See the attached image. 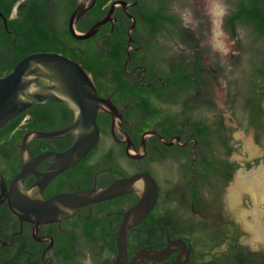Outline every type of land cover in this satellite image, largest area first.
I'll use <instances>...</instances> for the list:
<instances>
[{
	"label": "flooded vegetation",
	"instance_id": "obj_1",
	"mask_svg": "<svg viewBox=\"0 0 264 264\" xmlns=\"http://www.w3.org/2000/svg\"><path fill=\"white\" fill-rule=\"evenodd\" d=\"M119 1L126 4L134 20V28L128 33L130 25L122 37L127 39L124 58L114 62V69L121 74V83L110 92L97 94L110 99L120 110L121 133L112 128L109 115L98 113L96 123L100 133L96 145L75 167L56 176L46 186L44 199L94 186L107 187L117 179L146 173L153 178L158 191L151 212L162 214L158 206L165 193L171 194L173 202L166 206L167 229L160 239L143 241V226L149 215L128 231V260L140 251L156 252L170 241L181 240L188 249L185 264H200L201 258L206 261L223 255L227 243L234 240L236 230L241 245L251 252L264 254V249L244 243L249 236L255 237V229L264 235V214L252 216L250 212L253 225L246 226L233 208L238 205L253 208L251 196L242 192L234 204L228 205L226 201L239 172L247 174L264 169L260 165L264 161V36L259 35L261 28L245 22V16L235 15L241 2L244 7L258 10L264 9V0L151 3L150 9L161 7L162 15L148 24L147 34L137 31L135 18L140 22L145 20L141 12V3L145 0ZM118 16L126 18L123 25L132 24L123 8L116 7L113 21L109 23L110 32L100 36L97 32L89 39H97V43L100 39H110L115 24L121 26ZM84 28V23L77 22L79 33L89 29L81 30ZM65 30L67 35L63 39H73L68 32V20ZM53 33L57 36V30ZM147 102L158 112L145 106ZM62 106L54 110V116L40 118L39 126L22 136L31 131L49 132L70 125L73 112ZM16 132L17 129L10 136ZM73 141V135L32 138L28 149L33 157L45 152L59 153ZM247 141L249 150L244 147ZM19 143L13 149L19 162L18 171L22 163ZM237 152H242L241 156H236ZM50 164L44 161L37 170L44 171ZM34 181V176L27 177L23 187H29ZM25 182L29 184L25 186ZM137 202L136 195L126 194L90 205L69 219L39 226L35 234L33 225L20 222L3 202L1 209L4 207L7 212L0 210L4 215L0 226L11 228L6 229L10 242L0 239V247L10 248L12 239L22 236L29 254L34 253L39 264H96L91 247L96 250L101 247L103 252L98 260L104 264L112 241L116 251V234L123 213ZM92 223L93 228L85 227ZM90 234L93 235L91 243ZM218 242L219 246L207 250V246ZM257 243L261 245L264 241ZM116 253L110 256L109 264H113ZM177 256L178 252H173L161 262L143 260L139 264H176Z\"/></svg>",
	"mask_w": 264,
	"mask_h": 264
},
{
	"label": "water",
	"instance_id": "obj_2",
	"mask_svg": "<svg viewBox=\"0 0 264 264\" xmlns=\"http://www.w3.org/2000/svg\"><path fill=\"white\" fill-rule=\"evenodd\" d=\"M94 3L95 0H76V5L68 18V32L73 39L84 41L93 37L101 28L113 21L112 14L116 7H122L130 17L126 4L123 1H114L103 17L86 32L79 33L76 30L77 22ZM0 18L6 24L1 13ZM130 19L132 24L128 33L134 28V20L131 17ZM39 81L42 84H38ZM46 103L66 106L73 112V121L59 130L31 131L22 136L19 143L22 154L20 170L9 185L0 174V205L6 202L10 212L20 222L33 225L35 234L39 226L69 219L87 206L134 194L138 197V202L122 215L116 234L117 253L113 264H139L143 260L149 263L161 262L173 252H178L176 264H185L188 249L181 240L170 241L159 251L143 250L129 260L127 258L128 231L148 217L158 197L156 183L146 173L117 179L107 187L94 186L89 190L62 193L44 199L46 186L56 176L75 167L96 145L100 133L96 123L98 113L109 115L112 128L120 133L122 123L120 110L110 99L98 96L89 74L79 64L60 54L38 52L27 55L17 62L10 73L0 76V129L31 107ZM70 135L74 136V141L63 152H45L34 157L30 154L28 142L32 138L57 139ZM143 145L142 143V148ZM44 161L51 164L40 172L37 166ZM29 176H34L35 181L24 188V181Z\"/></svg>",
	"mask_w": 264,
	"mask_h": 264
},
{
	"label": "trees",
	"instance_id": "obj_3",
	"mask_svg": "<svg viewBox=\"0 0 264 264\" xmlns=\"http://www.w3.org/2000/svg\"><path fill=\"white\" fill-rule=\"evenodd\" d=\"M114 0H95L93 7L88 10L78 22L85 25L84 29L90 28L108 11L110 4ZM162 3V0H145L142 7V14L145 17L143 22L137 19V31L147 34L148 24L154 19L161 17V7L155 10L150 9V4ZM241 5L236 16H245V22L256 25L257 29L261 28L260 36H264V9L252 10L251 7ZM76 5V0H0V13L6 20V29L3 20L0 18V76H5L12 71L19 60L27 55L38 52H49L60 54L77 64H79L90 76L95 85L97 93L100 95L104 91L110 92L121 83V74L114 69V62L124 58V44L127 39L122 37L125 35L126 29L131 25H123L126 20L123 16H118L117 20L120 25L114 26L110 39H88L78 41L75 39H63L67 35V20ZM132 13V12H131ZM125 24V23H124ZM111 26L106 24L101 28L97 36L108 34ZM57 30V36L53 31ZM122 38V39H121ZM118 60V61H119ZM42 84V82H38ZM150 110L158 112L154 105L146 103ZM61 105L56 104H40L31 107L26 112L17 116L3 128L0 129V174L9 183L11 177H14L18 171V160L14 154V146L19 143L22 134L30 129L39 126V120L42 117L54 116V110L60 108ZM64 107V106H62ZM66 108V106H65ZM100 116L97 115V119ZM24 121V124L21 122ZM21 124V125H20ZM17 129L15 135L10 134ZM205 171V170H204ZM9 177V178H7ZM29 182H25L27 186ZM173 202L170 193H165L161 198L159 208L162 214L151 212L147 218L143 228L145 232L142 236L143 241L160 239L164 235L166 228V206ZM0 205V210L2 211ZM164 209V210H163ZM2 212H7L3 207ZM171 215L174 212L170 213ZM4 218L0 213V220ZM95 224H87L85 227L90 229ZM173 226V224H172ZM11 226H0V239L10 242V236L6 233V229ZM186 231V230H185ZM89 243L93 235H89ZM101 238V236H96ZM239 233L236 230L234 240L227 243L226 252L219 257H212L206 261L201 258L200 264H264L263 252H251L247 246H243L238 242ZM109 243V242H107ZM109 250H106L107 257L104 264L110 263V256L116 253L114 242L112 241ZM220 242L207 246V250L219 246ZM30 250L25 247V241L22 236H15L12 239V247H0V264H39L38 257L34 253L29 254ZM103 250L101 247L96 250L91 247L92 260L96 264H102L98 260ZM130 256V254H128Z\"/></svg>",
	"mask_w": 264,
	"mask_h": 264
},
{
	"label": "bare ground",
	"instance_id": "obj_4",
	"mask_svg": "<svg viewBox=\"0 0 264 264\" xmlns=\"http://www.w3.org/2000/svg\"><path fill=\"white\" fill-rule=\"evenodd\" d=\"M215 39H217V36H215ZM218 45H221V43ZM244 147L246 150H249L250 143L247 141ZM228 191L229 193L226 199L228 205H232L237 202V197L239 196V194L242 192H246L251 196L254 215H259L260 213H262L260 211V207H264V169L258 168L256 170H252L247 174L239 172L235 178L233 185L229 188ZM254 234H256L254 237L255 241H264V235L261 234L258 229L254 230Z\"/></svg>",
	"mask_w": 264,
	"mask_h": 264
},
{
	"label": "rangeland",
	"instance_id": "obj_5",
	"mask_svg": "<svg viewBox=\"0 0 264 264\" xmlns=\"http://www.w3.org/2000/svg\"><path fill=\"white\" fill-rule=\"evenodd\" d=\"M241 153L242 152H237L236 153V156H241ZM260 165H261V167L264 168V161L261 162ZM233 211H234V213L237 216H240V219H241V221L243 222L244 225H246V226H252L253 225V219L249 217L250 216L249 215L250 212H251L252 216L254 215V209L253 208H251L249 206L248 207H243V205H238L235 208H233ZM260 211L263 212V213H261L259 215L264 214L263 207H260ZM253 237L252 236H249L247 239H244V243L247 244V245H249L252 248H255V249H264V243L260 245L259 243H257L256 241H254V238Z\"/></svg>",
	"mask_w": 264,
	"mask_h": 264
}]
</instances>
